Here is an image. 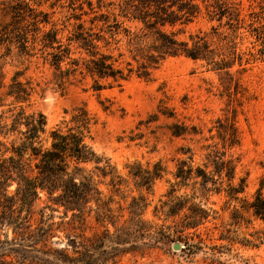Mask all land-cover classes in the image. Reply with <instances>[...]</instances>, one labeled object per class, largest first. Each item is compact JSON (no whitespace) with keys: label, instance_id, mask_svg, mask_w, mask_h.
<instances>
[{"label":"trees","instance_id":"obj_1","mask_svg":"<svg viewBox=\"0 0 264 264\" xmlns=\"http://www.w3.org/2000/svg\"><path fill=\"white\" fill-rule=\"evenodd\" d=\"M37 2L1 1L0 48H5L7 53L16 49L21 56L40 58L54 69L56 83L62 91L69 80L81 82L90 78L91 88L101 91L121 87L133 75L149 79L153 70L167 58L179 56L203 61L209 70L224 71L231 76L232 67L242 58L234 43L221 36L215 27L209 33L190 34L188 39L178 37L200 14L198 0L110 1L109 10L93 15L89 26L82 20L68 31L66 42L62 38L66 27L58 29L52 24L47 28L49 14L39 10ZM230 7L224 2L218 3L213 7L212 18L221 20L230 11L233 15ZM235 15L232 18L238 20ZM127 22L140 26H126ZM176 26H180L177 31L166 29ZM123 44L129 56L125 61L121 58L126 52L120 51L118 56L113 53ZM260 56L264 58V51ZM22 75V71H16L6 91L14 104L12 122L7 124L0 117V229L6 227L12 234L0 239V256H13L17 264H105L110 258L134 250L140 244L151 247L158 242H178L186 236L182 235L185 230L197 228L208 220L211 209L202 201H196L195 193L175 195L174 185L167 192V198L160 199V204L155 206V212L165 221L179 219L161 225L145 220L143 215L150 202L144 191L150 192L165 170L160 162L152 167L135 162L126 165V177L133 180L139 192L130 197L127 224L116 227L113 233L105 231L92 238L65 233V239H55L57 225L78 228L86 212L95 211L101 221L114 222L112 199L103 198L96 177H111L114 191L120 192L118 186L124 176L87 142L94 121L83 107L75 109L68 121L63 120L53 128L49 142L44 144L46 117L41 112L26 113L25 105L30 102L34 87L29 81H21ZM159 112L169 118L175 117L173 109L165 106L159 107ZM157 118L158 113H153L146 123ZM169 128L176 136L185 134L188 129L180 123H173ZM218 135L222 149L216 145L210 149L203 166L193 168L185 159L180 160L174 176L181 180L199 178L202 192H221L223 180L220 178L227 177L228 185L224 190L230 199L236 200L244 184L243 181L232 184L236 163L226 153L227 146L239 143L233 119L221 122ZM12 181L17 183L16 191L8 195L7 188ZM41 194L46 196V204L37 211ZM61 207L63 216L57 223L54 212ZM250 208L254 216L264 221L261 188L250 202ZM46 210L51 214L46 215ZM68 213H71L70 220H64ZM34 222L38 225L34 226ZM48 241L52 247H47ZM185 246L184 249L189 250L195 244L187 242Z\"/></svg>","mask_w":264,"mask_h":264},{"label":"rangeland","instance_id":"obj_2","mask_svg":"<svg viewBox=\"0 0 264 264\" xmlns=\"http://www.w3.org/2000/svg\"><path fill=\"white\" fill-rule=\"evenodd\" d=\"M36 1L38 9L49 14L47 28L52 24L58 29L66 27L62 33L66 42L68 31H72L77 23L83 20L89 26V19L96 13L109 10L108 3L115 0ZM198 2L200 14L182 29L178 37L188 39L190 34L209 33L212 27L217 28L221 36L234 43L237 54L242 57L232 67L231 76L224 71L209 70L203 61L179 56L167 58L153 70L149 79L133 75L121 87L101 91L91 88L90 78L81 82L69 80L62 91L56 83L54 69L40 58L21 56L16 49L7 53L5 48H0L1 119L7 124L12 122L14 104L6 91L15 72L22 71L19 79L29 81L34 87L31 100L25 105L26 113L41 112L46 117L43 143L49 142L53 128L63 120L68 121L75 109L83 107L94 121L87 142L124 176L118 186L120 192L114 191L111 177H96L103 198L112 199L113 224L101 221L95 211L86 212L85 220L78 228L57 225L55 239H65V233L92 238L105 231L113 233L116 227L127 224L130 197L139 192L133 180L126 177V165L135 162L143 167L160 162L165 170L163 176L155 180L152 190L144 191L150 202L143 215L145 220L161 225L179 219L165 221L155 212V206L160 204V199L167 198L172 185L175 186V195L195 193L196 201H202L211 209L207 221L197 228L185 230L182 235L186 236L178 240L181 245L194 243L192 249L175 250L173 243L158 242L151 247L140 244L134 250L110 258L105 264H264V221L254 216L250 208L259 188L264 195V58L260 56L264 51V0ZM222 2L231 6L238 20L232 18L231 11L221 20L212 18L213 7ZM135 25L140 26L126 23V26ZM179 28L166 27L168 31ZM120 51L126 52L124 44L113 53L118 56ZM128 58L126 52L121 60ZM162 106L173 109L175 117L169 118L159 112ZM153 113H158L157 120L146 123ZM226 118L233 119L239 136V143L227 146L226 152L236 163L232 184L238 185L242 181L244 184V190L236 200L230 199L224 190L228 185L227 177L220 178L223 180L221 192H202L199 178L181 180L174 176L180 160L185 159L193 168L203 166L210 149L215 145L222 149L218 129ZM173 123L186 125V133L173 135L169 128ZM88 167L91 168L92 164ZM16 187L15 181L10 182L8 195H14ZM45 204L46 196L41 194L36 210ZM62 212V207L54 212L55 222L62 220ZM45 213L51 214L47 210ZM36 217L39 220L38 214ZM70 218L71 213H68L64 220ZM6 234L12 236L8 228L0 229V239ZM50 244L48 241L47 247H52ZM14 260L13 256H0V264H17Z\"/></svg>","mask_w":264,"mask_h":264},{"label":"water","instance_id":"obj_3","mask_svg":"<svg viewBox=\"0 0 264 264\" xmlns=\"http://www.w3.org/2000/svg\"><path fill=\"white\" fill-rule=\"evenodd\" d=\"M186 246L185 245H181V243H179V242H174L173 243V248L175 249V250H180V249H183V248H185Z\"/></svg>","mask_w":264,"mask_h":264}]
</instances>
